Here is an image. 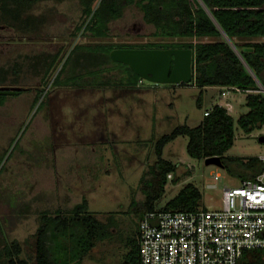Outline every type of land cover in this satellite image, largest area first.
<instances>
[{"label": "rangeland", "instance_id": "rangeland-1", "mask_svg": "<svg viewBox=\"0 0 264 264\" xmlns=\"http://www.w3.org/2000/svg\"><path fill=\"white\" fill-rule=\"evenodd\" d=\"M80 20L78 0L37 1L25 7L18 19L0 6V87L24 88L13 95H1L0 247L5 237L18 242L19 257L29 264H34V234L40 213L57 207L64 212L82 198L89 214L112 223L114 238L123 244L132 238L139 220L132 203L143 199L140 179L156 159V141L177 125L197 126L219 95L215 87L203 90L198 107L200 88L191 84L143 80L138 91H128L119 85L115 67L106 76L110 79L106 95L92 87L80 90L55 85L53 79L66 57L73 61L85 51L83 47L213 40L152 36L154 27L144 21L134 4L109 23L108 35L103 38L75 32ZM252 40L262 42L264 37ZM74 46L78 47L71 51ZM89 64L82 59L75 64V71L86 75L87 66L92 68ZM67 72L61 73L62 80ZM39 90L40 98L34 104ZM106 96L111 98L106 100ZM227 99L235 104L231 112L235 129L233 144L224 156L260 159L264 156V125L248 134L241 131L236 119L247 111L244 94L231 92ZM187 140L179 135L162 150V158L177 169L167 177L154 209H161L187 183L201 193V207L217 209L223 189L240 183L227 168L190 158ZM215 173L220 176L216 181ZM210 183H215V188L205 187ZM103 247L99 244L85 264H97L95 257L104 252ZM110 248L99 264H132L124 263L130 247L114 250L109 246L107 251Z\"/></svg>", "mask_w": 264, "mask_h": 264}, {"label": "trees", "instance_id": "trees-1", "mask_svg": "<svg viewBox=\"0 0 264 264\" xmlns=\"http://www.w3.org/2000/svg\"><path fill=\"white\" fill-rule=\"evenodd\" d=\"M41 0H0V6L11 17L18 19L21 11L32 3ZM78 0L80 18L75 32L103 38L108 35L109 23L120 18L124 9L136 5L143 13V19L151 24L155 31L152 36L165 38H213L207 41L147 43L144 45H95L83 47L73 61L66 57L60 71L53 79L55 85L79 87L98 86L108 83L101 72L111 65L120 75L119 85L123 88H137L140 79L126 65L112 62L109 52L115 48H189L191 55L192 79L189 84L200 88L196 105L201 106L202 91L206 87H237L244 94L245 113L240 114L236 123L244 133L260 129L264 125V41L252 39L264 37V0ZM13 4L7 8V4ZM22 19V18H21ZM226 35L225 39L222 32ZM252 40V41H251ZM78 47V46H77ZM74 46L71 51L76 50ZM85 59L86 75L75 71V64ZM82 63H79L81 65ZM89 64V65H90ZM67 72L62 80L60 75ZM91 78V79H90ZM90 79V81H89ZM184 85V84H182ZM260 85V86H259ZM21 88L19 91H23ZM42 90L37 91L35 104ZM4 96L0 95V103ZM33 104V105H34ZM200 123L195 127L185 124L175 126L170 133L162 135L155 144V161L143 173L140 190L143 199L132 203V210L139 217L154 210V202L164 192L167 175H171L177 165L162 158L164 146L179 135L187 136L186 152L190 158L202 160L218 156L224 168L242 181L253 179L262 168L257 157L235 158L224 156L234 140V120L226 108L217 104L205 111ZM201 193L191 183L185 184L178 193L167 201L162 210H196L200 206ZM204 209V208H203ZM39 225L34 234V264H67L68 250L54 256L47 247L51 234L55 237L66 235L76 244L70 252L71 258L87 252L94 240L103 237L104 226L87 211L85 199L70 211L56 210L53 213L42 211ZM137 234V232H136ZM0 264H29L20 258L21 248L18 242L2 238ZM59 253V252H58ZM65 253V254H64ZM136 238L131 242L126 262H138ZM74 259V258H73ZM238 264H264V249L244 250Z\"/></svg>", "mask_w": 264, "mask_h": 264}, {"label": "built area", "instance_id": "built-area-1", "mask_svg": "<svg viewBox=\"0 0 264 264\" xmlns=\"http://www.w3.org/2000/svg\"><path fill=\"white\" fill-rule=\"evenodd\" d=\"M142 81L136 87H143ZM231 92L242 90L223 87L220 95ZM260 160L261 171L253 179L223 189L220 208L143 213L136 234L137 264H238L244 250L264 249V156ZM219 178L215 173L213 180Z\"/></svg>", "mask_w": 264, "mask_h": 264}, {"label": "water", "instance_id": "water-1", "mask_svg": "<svg viewBox=\"0 0 264 264\" xmlns=\"http://www.w3.org/2000/svg\"><path fill=\"white\" fill-rule=\"evenodd\" d=\"M198 2L204 7L200 0ZM191 55L189 48H115L109 52L112 62L126 65L140 79L154 84H189L192 79ZM260 88L264 94V89ZM20 89L16 86L0 87V95H13ZM204 163L223 167L218 156L205 158Z\"/></svg>", "mask_w": 264, "mask_h": 264}, {"label": "crops", "instance_id": "crops-1", "mask_svg": "<svg viewBox=\"0 0 264 264\" xmlns=\"http://www.w3.org/2000/svg\"><path fill=\"white\" fill-rule=\"evenodd\" d=\"M106 66H108V65H106ZM109 67L111 68V66H109ZM110 68H106V69H104L101 72L100 75H101V77L104 80H110L108 77H106L107 75L113 73L112 69H110ZM108 69H110V70H108ZM107 71H109V72H107ZM116 72H118V70H116ZM90 79H89V81H90ZM107 84L108 83L101 84V85H98V86L83 85V86H79L78 89L81 90V89H85L87 87H92V88H95L97 91H100L102 93V95H106V91H107V87L106 86H107ZM208 88H211V87H206L203 90H207ZM215 88L218 90V93H219L218 98H217V100L208 109H206V111L209 110V109H211V107L213 105L217 104L219 106L226 107L227 108L226 109L227 112L231 115V112L235 108V104L233 103V101L231 99H227V95L224 96V97L220 95V93L222 91V87H215ZM124 89L125 90H128V91H133V90H137L138 91L139 88H126L125 87ZM126 94H128V93H126ZM136 94H137V92H136ZM136 94H133V95L135 97H137L136 99H138V96ZM104 98L107 100V99H110L111 97L110 96H108V97L106 96ZM132 99H134V97H132ZM226 103H228L230 105L229 108L226 106ZM82 199H85V198H82ZM80 202H77V203L73 204L69 209H67L64 212L66 213V212L70 211L76 204H78ZM203 208L207 209L206 207H203ZM58 209H60V208L57 207V208H55V209H53L51 211H48V210H43V211H47L48 213H53L54 211H56ZM97 220L104 226V228H105L104 229L105 234L103 235V237H100V238L95 239L94 240V244L91 247V249H89L87 252L82 253V256H81V258L79 260L77 259V256L73 257L74 259L71 258V255H70L71 253L70 252H72L73 250H75V248L77 246H76V244L74 242H71V240L68 237H66V235H62L61 236V235H58L57 234V236L55 237L54 234H51V239L47 242V247L49 248V250L51 251V253L54 254V256H55V254L58 255V256L61 255L62 254V251L65 252V249L68 250V255L66 256V261H68L67 264H85V261L87 259L90 261L92 259V255L91 254L93 253V251L95 250V248L99 244H102V246H106V248L103 247L104 252L106 254L105 256H107V254L109 255V253L111 251V248L107 251V249H108L109 246L110 247H114V250L115 249H117V250H120L121 249L122 250L125 247H130L129 251L131 250V242H133V240L136 238L137 229L135 231L134 236L132 238H129V239L125 240L124 241V244H123V241L120 242L119 239H118V237H115V238L113 237L112 230H114L113 229L114 227H113V225H112L111 222L109 224V223H106L103 220H99V219H97ZM115 231H116V229H115ZM99 250L101 251L102 249H99ZM104 252H100L101 254L99 256H96L95 257V260H96L97 264L100 263L99 261L103 262V253ZM124 263H126V261H124Z\"/></svg>", "mask_w": 264, "mask_h": 264}, {"label": "flooded vegetation", "instance_id": "flooded-vegetation-1", "mask_svg": "<svg viewBox=\"0 0 264 264\" xmlns=\"http://www.w3.org/2000/svg\"><path fill=\"white\" fill-rule=\"evenodd\" d=\"M138 88V87H137ZM19 92V91H18ZM17 93V92H16Z\"/></svg>", "mask_w": 264, "mask_h": 264}]
</instances>
